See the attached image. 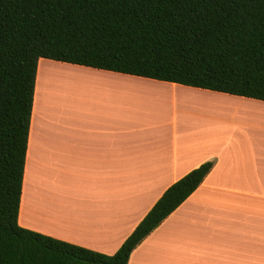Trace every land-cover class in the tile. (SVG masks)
<instances>
[{
	"label": "crops",
	"instance_id": "0c3cea01",
	"mask_svg": "<svg viewBox=\"0 0 264 264\" xmlns=\"http://www.w3.org/2000/svg\"><path fill=\"white\" fill-rule=\"evenodd\" d=\"M206 161L127 264H264V100L40 58L18 223L112 255Z\"/></svg>",
	"mask_w": 264,
	"mask_h": 264
},
{
	"label": "trees",
	"instance_id": "16d2710c",
	"mask_svg": "<svg viewBox=\"0 0 264 264\" xmlns=\"http://www.w3.org/2000/svg\"><path fill=\"white\" fill-rule=\"evenodd\" d=\"M264 100V0H0V264H127L201 184H171L112 255L18 223L38 60Z\"/></svg>",
	"mask_w": 264,
	"mask_h": 264
},
{
	"label": "rangeland",
	"instance_id": "374dc122",
	"mask_svg": "<svg viewBox=\"0 0 264 264\" xmlns=\"http://www.w3.org/2000/svg\"><path fill=\"white\" fill-rule=\"evenodd\" d=\"M88 80H91V78H88ZM70 84V83H69ZM69 93H70V88H69ZM239 113L240 114H245V111H243V110H239ZM258 114V113H257Z\"/></svg>",
	"mask_w": 264,
	"mask_h": 264
}]
</instances>
